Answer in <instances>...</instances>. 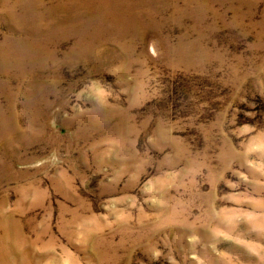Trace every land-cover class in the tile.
I'll return each mask as SVG.
<instances>
[{"label": "rangeland", "instance_id": "374dc122", "mask_svg": "<svg viewBox=\"0 0 264 264\" xmlns=\"http://www.w3.org/2000/svg\"><path fill=\"white\" fill-rule=\"evenodd\" d=\"M0 264H264V0H0Z\"/></svg>", "mask_w": 264, "mask_h": 264}]
</instances>
